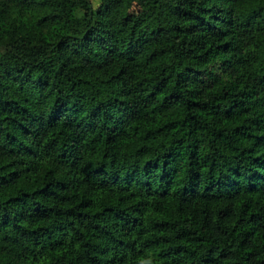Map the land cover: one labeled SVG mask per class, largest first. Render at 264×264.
Listing matches in <instances>:
<instances>
[{"label":"clouds","instance_id":"obj_1","mask_svg":"<svg viewBox=\"0 0 264 264\" xmlns=\"http://www.w3.org/2000/svg\"><path fill=\"white\" fill-rule=\"evenodd\" d=\"M259 105L264 0H0V264H264Z\"/></svg>","mask_w":264,"mask_h":264},{"label":"trees","instance_id":"obj_2","mask_svg":"<svg viewBox=\"0 0 264 264\" xmlns=\"http://www.w3.org/2000/svg\"><path fill=\"white\" fill-rule=\"evenodd\" d=\"M257 121L258 123H256V128L257 130H262L264 129V105H259V111L257 112ZM251 132H249V136L251 137ZM229 148H231V144H229ZM253 150H260V151H264V136L259 137L258 139L254 140V143L252 144L250 149H247L246 151H253ZM253 170H260V171H264V167L261 168H257L255 162H253ZM33 195H35L33 193ZM39 202V201H37ZM260 213L262 215H264V207H261L259 203H257L256 206ZM95 252H93V258H95Z\"/></svg>","mask_w":264,"mask_h":264}]
</instances>
